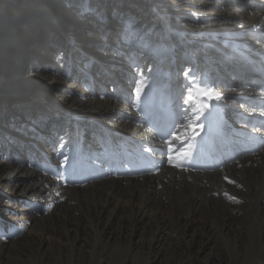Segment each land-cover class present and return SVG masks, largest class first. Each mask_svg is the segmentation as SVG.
Instances as JSON below:
<instances>
[{"label": "bare ground", "instance_id": "6f19581e", "mask_svg": "<svg viewBox=\"0 0 264 264\" xmlns=\"http://www.w3.org/2000/svg\"><path fill=\"white\" fill-rule=\"evenodd\" d=\"M79 1L0 0V5L8 3L13 9L12 12L4 9L0 14V96L8 102L9 111L12 104L22 107L9 114L19 122L13 124L9 118L4 120L0 124V132L7 127L24 133V121H33L26 120L32 106L24 104V96L46 95L51 85L63 86L53 96L71 114L67 131L57 136L56 124L50 120L47 123V119L34 113L39 127L33 128L45 130L47 136H54L56 141L61 139L56 151L49 152L47 147L39 155L37 163L43 167L56 165L61 168L59 173L53 169L37 168L34 164L22 166L17 161L19 151L11 156L9 148L10 143L21 144L16 142V133L0 137V141L9 144L4 149L5 154H1L3 161H0V188H7L9 192H0V212L16 221L11 231L5 232V238L2 237L0 260L10 245L22 242L23 250L13 251L33 264L45 258L46 249L57 252L51 253V257L74 258L78 247L83 255L97 260L98 264L122 261L131 252L135 260H141L143 264L156 261L158 264H264V127L255 129L251 123L257 117L264 119V88H260L264 84V73L259 62L254 61L253 67L249 68L248 79L256 77V84L250 81L243 83L238 77L234 79V73L231 83L218 82L212 78L210 69L203 73L208 59L217 57L204 50L193 52L206 47L209 39L222 37L234 42H248L254 54L264 58V38L254 36V31L264 28V11L258 8L244 10L226 3L215 6L208 0H154L165 4L162 9L173 14L187 12L175 27L181 28L193 45L182 44L190 59L187 67L192 71H188L198 72L200 87L206 88L213 96H220L219 100L207 102L210 108L205 115L184 129L190 135L196 124H203L199 135L179 144L173 141L176 151H190L182 161V167H174L169 164L168 156H174L175 152L169 153L165 141L198 113L188 108L187 113L179 115L177 109L171 107V98L163 104L166 98L161 92L163 101L158 106L137 108L140 101L129 104L122 95L117 97L118 92L128 95L132 83H125L123 90L119 80L106 73L105 81H98L96 76L88 73L90 65L79 60L80 52L72 62L71 52L80 48V43L84 47L89 45V51L93 50L92 41L96 43L97 36L92 32H100L98 29L108 28L114 23L123 24L128 19L124 15L129 10L126 0H84L87 7L82 9L77 4ZM20 2L29 3L28 9H35L24 10L19 7ZM142 5L146 7L145 3ZM136 7L140 9L141 5L132 7L134 16L138 15ZM18 11L22 12L19 17ZM26 11L32 14L31 18L26 19ZM141 11L143 15L132 20V24L138 25L143 17L148 16ZM88 12L95 16L92 15V20L88 21L92 24L88 25L89 33L85 35L81 26L86 20L83 16ZM36 15L46 24L40 23L43 25L39 27L34 19ZM34 26L36 30L49 27L42 38L49 47L54 37L51 34H57L58 41L67 39L64 47L61 43L58 49V45L53 48L51 57L48 55L55 63L54 67H41L38 64L40 59L36 61L25 52L12 53L14 46L29 49L28 41H22V35L16 32V28L27 30ZM155 30L157 27L149 32H139V26H136L132 28L131 35L125 30L126 38L122 43L125 50L142 52L143 60L136 63L137 70L153 60V70L159 75L164 64H173V61L165 62L162 53L168 40L158 36ZM248 31L253 33L249 37ZM106 34L108 36V32ZM33 37L37 39V33ZM15 42L22 44L16 45ZM216 47L227 58L234 57L237 61L246 58L236 47L230 50L228 43ZM113 56L110 54V58L101 64H112L110 59ZM3 58L9 65H3ZM105 59L104 55L100 58L102 61ZM123 59L124 56L120 57L121 61ZM192 59L199 61V66ZM247 60L253 62L250 58ZM222 65L234 69V63L229 60ZM68 68L72 70L66 74ZM97 68L102 71L101 65ZM111 70L112 66H109L104 72L111 73ZM112 72L117 74L118 69ZM192 73L191 77H194ZM23 84L27 87L24 88ZM254 98L262 100L256 103L258 106L248 104ZM146 100L148 104L154 102L151 98ZM233 108L240 109L247 119H251L247 128L230 114ZM80 116L99 124L96 130L105 135L107 142L99 145L107 149L108 158L115 162L101 156L100 162H96L94 157L87 162L84 155H79V147L73 143H76V119L84 123ZM221 123L226 131L239 135L224 133ZM225 193L238 202L230 200ZM15 201L21 203L16 209L13 207ZM20 207L23 208L17 210ZM44 207L53 211L42 213ZM111 247L113 250L109 253Z\"/></svg>", "mask_w": 264, "mask_h": 264}, {"label": "rangeland", "instance_id": "374dc122", "mask_svg": "<svg viewBox=\"0 0 264 264\" xmlns=\"http://www.w3.org/2000/svg\"><path fill=\"white\" fill-rule=\"evenodd\" d=\"M208 1L211 4H214L215 6H217L218 3H220V4L226 3L230 6L239 7L240 9H244V10H248L251 8H254V9L258 8V10L262 9L264 11V0H208ZM126 3L129 5V10L126 13H124V15L128 17L127 21H125V23H123V24L114 23V21H113L110 23H112V24L114 23V24L109 26L108 28L98 29V30H100V32H92V35L97 36V38L95 39L96 43L94 41H92L93 50L91 49V51H89L88 50L90 47L89 45H88V47H84L83 43H80V48L77 47V48H75L74 51L71 52V58H72L71 61L73 62L74 58L80 52L79 53V55H80L79 60L83 61V62L86 61L88 63V65H90L88 67L87 71L89 74L96 76L98 78L97 79L98 81L99 80L105 81L106 77L104 76V73H106L107 75L118 79L119 83L121 84L120 86L123 87V90L126 87L125 83H128V82L132 83L133 87L131 88V91L129 92L128 95L123 94L121 92H118L117 97L122 95V99L125 100L126 102H128L129 104H133V102L135 100L137 102L140 101L137 108H145L147 106L155 107V105L158 106V104L163 101V97L160 94V92H161L163 94V96L166 98L165 103H163L164 105L166 104V101L168 100V98H171V100H172L171 107L173 109H177V112L179 115H183L185 112L187 113L188 108L184 105V102H183L186 95H187L186 94V92H187L186 88H188V84H187L188 78L185 76V73L192 71V69H189V67H187V64H188V62H190V59L188 57L187 51H185L186 47H182V44L183 43H189V45L191 47H193V45H192L191 41L187 39V36L184 33V31L181 30V28H179V27H178V29L175 27V24L182 22L181 20H183V17H185L187 12L184 11V12H180L178 14H173L168 9H162V5L165 6V4H162L158 1L155 3L154 0H126ZM143 3L146 4V7H144L142 5ZM77 4L80 5L81 9L87 7V4L84 0H80ZM134 5H141L140 9H138L136 7L138 10L137 16H134V14L132 13V7ZM0 7H1L0 8V14L3 13L4 9L6 11H9V12L13 11V9L10 8V5L8 3H5L4 5L1 4ZM19 7L23 8L24 10L35 9V8L28 9V8H30V4L29 3L24 4L22 2H20ZM210 8L212 9V7H210ZM141 9L148 16L143 17L142 22L140 24H138V25L132 24L131 23L132 20H134L136 17H138L140 19V17L143 15ZM20 13H22V12L18 11V17L20 16ZM92 15H93L92 13L88 12L86 14V16H83V19L84 20L86 19V20L83 22L84 24L81 26V28H84L83 30L86 32V33H84L85 35L87 33H89L90 27L88 25L92 24V22H88V21L92 20V17H91ZM24 16L27 19V18H31L32 14H30L29 11H26V15L24 14ZM93 16H95V15H93ZM34 19H36L39 27H41V25H43L40 23L46 24L45 20L38 18L37 15L35 16ZM86 22H88V23H86ZM47 23H49V20ZM49 25L51 26V23ZM107 26H108V24H107ZM136 26H139V32H149V31H152L155 27H157V30H155V31L158 33V36H160L163 39L168 40V45L166 47V50L165 51L162 50L163 51L162 54L165 57V62H170V60L172 59L173 64H169V63L164 64L165 67L163 68V71L159 75L158 74L156 75L155 70H153V67H154L153 66V64H154L153 60L149 61L148 65H145V66L142 65V67L137 70L138 67L136 65L140 64L141 61L143 60L141 58L142 52L136 53V51H138L137 49L125 50V48H123L122 41L125 40V38H126V36L123 34V32L125 30H128L129 35H131L132 28L136 27ZM167 26H168V28H167ZM118 29H121L122 32L119 33ZM48 30H49V27H45L42 30H36L35 26L32 27V29H27V30H21L19 28L18 29L16 28V32H18L19 34L22 35V41H25V40L28 41L29 49H27V50L18 49V46L17 47L14 46V48H11L12 53L25 52V53L29 54V56L35 57L36 61H38L40 59V61H38V64L41 67H43V68L54 67L53 65L55 63L49 59L48 55H50V57H51V55H52L51 51L52 50L54 51L53 48H55V46L58 45V47H57V49H58L60 47L59 45L62 43V47H64L67 44V39H64L62 41L61 40L58 41L57 40V37H58L57 34H51V36H54V37L51 39V44L49 47L48 44L42 42L43 33H48ZM106 32H108V36H107ZM34 33H37V35H38L37 39H34V37H33ZM58 34L60 35L61 33H58ZM252 34L253 33L251 31L247 32L248 37L251 36ZM254 36H255V38H258V37L264 38V28H260L256 31H254ZM15 43H16V45L20 44V46L22 44V43H18V42H15ZM223 43H228L231 46L230 50H232V47H236L241 52H243V54L246 56V58H244L242 61H237L236 58H234V57L227 58L226 55L220 53L216 47V46H222ZM247 43L229 41V40H226L225 38L220 37V38H215V39H209L206 47H204V46H202V48L199 47L196 51L193 50V52L200 53L202 50H204V52L207 51L208 54L217 57V58H209L208 59V64L205 68V72H203V73H206V71H208L210 69L212 78L215 81H218V82L224 81L227 83H231L232 82L230 80L232 78L231 75L234 73L235 74L234 79H236L238 77V78H240L241 81H243V83H249V81H250L251 84H253V83L257 82V78L253 76L252 79H248L249 68L253 67L254 61H256V62H259V66L261 67V70L264 73V58L259 57L256 54H254V50L250 49L248 46L250 44L248 43V45H247ZM104 46L107 48H105ZM97 48H99V50H97ZM99 51H100V53H98ZM150 53H151V51H150ZM110 54L114 55L110 59L112 64H110L108 66H103L101 63L107 61L110 58ZM55 55H56V53H55ZM100 55L101 56L104 55L106 57V59L104 61L100 60V58H101ZM5 56L9 57L10 54H5ZM122 56H124V59L121 61L120 57H122ZM248 58L252 59L253 62L248 61L247 60ZM192 60L194 61V63L197 66H199V64H200L199 61H196L195 59H192ZM227 60H229L231 63H234V69H230V68L227 69L225 66L222 65L223 62L227 61ZM98 61H99V63H98ZM219 61H220V63H219ZM83 62H81V63H83ZM3 65H6V66L9 65L8 60L4 59ZM98 65L102 66V71L98 70V68H97ZM109 66H112V70L118 69V73L116 74V73L112 72V70L110 71L111 73L104 72V71L108 70ZM242 67H244V70L241 71L240 68H242ZM26 68L28 69L29 67L26 66ZM56 68H58V67H56ZM133 69H135V70L133 71ZM71 70H72L71 68H68L66 70V74L68 72H70ZM197 70L199 71V69H197ZM58 71L60 72L61 70H58ZM137 71H138V73H137ZM0 73H2V72L0 71ZM95 73H97V74L95 75ZM191 73H190V76H191ZM199 73L201 74V71H199ZM192 74H194V78H196V80H197L198 72L197 73L193 72ZM4 75H5V73H4ZM141 79L143 82L146 80V82H144V83L148 84V85H145V90H144L143 94L141 95L142 97L139 100H137L134 89L137 86L136 82L138 80H141ZM200 79L204 80L202 78H200ZM167 82H168V84H167ZM157 84H158V86H157ZM23 87L25 88V87H27V85L24 86V84H23ZM62 87L63 86L60 84L51 85L48 87L49 93H47L46 95L44 93L43 96L42 95L39 97L33 96L30 98L27 95L24 96V104L28 105V106H32V108H30V110H29L28 118H26V120H33V121L31 123L24 121V124H26V127L24 128V130H25L24 133L18 132V131L14 132L11 129L4 127L3 131L0 132V137H4L6 135H13L14 133H16V137H18V140L16 142L21 143V144L16 145V144L10 143L11 147H9V144L7 142L0 141V161H3L2 160L3 157L1 154H5L4 153L5 147H9L10 151H11L10 152L11 156L19 151L17 161L22 166L26 167L27 165L34 164L37 166V168L41 167V168H43V170H50V171H52V169H53L59 173V170H61V168H58L56 165L50 164L49 167H43L42 164L39 165L40 163L38 164L37 161H38L39 155L43 151L47 150V147H48L47 151L55 152L57 147H59L61 139L56 141L54 136H47L45 130H43L41 128H33V127H35V126L39 127L38 123L34 117V113H35L37 115H40L44 120L47 119L46 120L47 123H48V120H50V123H53L54 125L56 124L55 126L57 128V133H56L57 136H61V134H65V132L67 131L66 128L68 127L67 123L71 120V114L69 113L68 109H65L63 106H61L59 104V102L57 101V97L53 96V94H56L58 91H61L63 89ZM178 89H180V92ZM146 91H147V93H146ZM147 95H149V96H147ZM152 96H153V98H152ZM175 97H176V99H175ZM147 98H151V100H154V102L151 101L148 104V102L146 100ZM11 99L9 101H11ZM1 100H4V101H1ZM141 101H143V102H141ZM260 101H262V100H258L256 98H254L253 100L248 101V104H253L255 106H258L256 103L260 102ZM205 102H209V101H205ZM7 103L8 102H6V99H1V96H0V124L4 123V120H8V118L10 120H13V124L18 123L19 120L15 116H12V118H11V115H9V114H11L13 111H15L17 109H22V107L16 106L17 104H12V105H9V106H12L11 111H9L7 108ZM21 103L22 102H20V105H21ZM178 103H180L179 106H178ZM82 112L86 115L90 114L88 112H84V111H82ZM229 112L234 117H236L238 120H240V122H241L242 126H244V128L248 127V125L250 124L249 121H251V119H247L246 115L243 112H241L240 109L233 108V110H231ZM66 114H69L70 116L68 117V116H66ZM79 119L84 121V123L82 124V123L78 122L76 119V124H77V131L75 134L76 143H73L77 146V148L79 147V155L80 154L84 155L87 162H91L92 157H94V160L96 162H100L99 156H101L102 158H106V159L110 160L111 162H115L114 159L108 158L109 153H108V151H106L107 149L104 146L99 145V144H102L103 141L105 142L104 145L107 143L105 141V135L102 133H98L96 130V128L99 126V124H97L91 118L82 119V117L80 116ZM262 122H264V119L258 118V117L254 118V120L251 121V123L254 125L255 129L264 127V124ZM221 126H222L224 133L230 134L232 136L239 135L236 132L233 133L231 131H226L225 128L223 127L222 123H221ZM32 134H35L36 137H31ZM216 140L218 141V139H216ZM260 142L262 143L263 140ZM17 146L19 147V149L17 148ZM50 147L52 148V150H50ZM73 148H75V147H72L71 149H73ZM106 153H107V155H106ZM104 155H106V156H104ZM165 163H166V161H165ZM165 163H164V165H165ZM111 167H113V166L111 165ZM166 170L169 171V169H166ZM90 172H92V171H90ZM163 175H165V174H162V176ZM0 192L1 193L6 192L7 194L9 193L7 188H0ZM9 197L14 199V197H12V196H9ZM61 202H62V200H61ZM15 203L16 204L13 205L14 209H16V206L21 204V203L18 204L16 201H15ZM21 208H23V207L17 208V210H20ZM44 208L41 211L42 213H46V212H49L51 210L53 211V209H48L46 207H44ZM0 216H1L0 217V250H1L2 239L5 238L6 233H9L11 231L10 228L12 225H15L16 221L13 218H11L9 215L3 214V212H0ZM2 231H4V232H2ZM3 236H4V238H2ZM10 243H13V240ZM21 243H18V244L14 243L12 245L9 244L10 246L6 249L5 254H2V259H1L2 261L0 260L1 261L0 264H33V262L29 261L24 256H20L21 254L18 255L16 253H14L13 250H17V249H18V251L23 250L22 247H24V245L22 246ZM13 247H14V249H13ZM80 250H81V248L78 247L77 248L78 253L76 252L77 254L74 256V258H70V257H68V258L59 257L58 258V257H51L50 256L51 253L56 254L57 252L52 251V249H46L45 258H43V260L39 261L38 264H98L97 260L95 261L94 259H90V258L86 257L85 255H83L80 252ZM112 250L113 249L111 247L109 249V253ZM117 257H120V256H117ZM122 257L123 256L121 255V257H120L121 260H122ZM135 258L131 252L130 254H128L127 257H123L122 261H108L106 263L103 262L100 264H143L141 262V260H135ZM193 259H194V257H193ZM158 262L159 261H156L153 264H158Z\"/></svg>", "mask_w": 264, "mask_h": 264}, {"label": "snow or ice", "instance_id": "6c2138e0", "mask_svg": "<svg viewBox=\"0 0 264 264\" xmlns=\"http://www.w3.org/2000/svg\"><path fill=\"white\" fill-rule=\"evenodd\" d=\"M185 76L188 78V88H187V95L184 99V105L187 108L192 109L194 112H197L198 115L193 117V120L190 121L188 124H185L182 128H178L176 132L173 133L172 137L165 141L168 145L169 153L175 152V155L168 156L169 164L173 165L174 167H182V161L190 155L189 150H180L176 151L175 141L177 144L183 143L186 139H190L191 137L199 135V131L203 129V124H196V127L191 130V134L184 129L189 128V125L198 121L201 117H203L206 111L210 108V104L205 101H211L213 99L219 100L220 96L216 95L213 96L210 92L203 87H200V82L196 80V78L191 77L189 72L185 73ZM136 88L134 89L137 100L141 98L145 90V83L142 80H138L136 82ZM135 107V105H134ZM149 151V149H145ZM63 163V161L61 162ZM227 179V178H226ZM230 183H234L233 181H229ZM59 195V193H57ZM228 196L227 193H225ZM230 200L236 201V198L233 196H228ZM238 202V201H236Z\"/></svg>", "mask_w": 264, "mask_h": 264}]
</instances>
